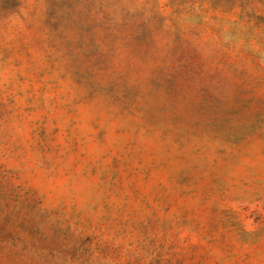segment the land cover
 <instances>
[{"label": "rangeland", "instance_id": "obj_1", "mask_svg": "<svg viewBox=\"0 0 264 264\" xmlns=\"http://www.w3.org/2000/svg\"><path fill=\"white\" fill-rule=\"evenodd\" d=\"M0 264H264V0H0Z\"/></svg>", "mask_w": 264, "mask_h": 264}]
</instances>
